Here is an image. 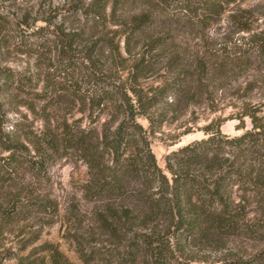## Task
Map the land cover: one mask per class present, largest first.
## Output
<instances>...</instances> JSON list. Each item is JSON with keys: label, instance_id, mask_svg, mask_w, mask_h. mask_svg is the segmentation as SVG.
Segmentation results:
<instances>
[{"label": "trees", "instance_id": "1", "mask_svg": "<svg viewBox=\"0 0 264 264\" xmlns=\"http://www.w3.org/2000/svg\"><path fill=\"white\" fill-rule=\"evenodd\" d=\"M239 1L69 0L42 18L0 13V51L34 56L38 67L0 61V264L14 255L16 264H74L56 243L34 245L61 216L49 169L62 158L87 167L64 214L85 263L215 264L206 252H221L218 264H250L230 243L264 231L246 205L253 194L264 217V103L245 98L264 91V14ZM230 6L233 33L249 36L212 45L206 31ZM244 63L260 72L235 116L251 127L228 135L211 120L206 137L166 156L165 172L151 136ZM9 235L25 253L6 246Z\"/></svg>", "mask_w": 264, "mask_h": 264}, {"label": "rangeland", "instance_id": "2", "mask_svg": "<svg viewBox=\"0 0 264 264\" xmlns=\"http://www.w3.org/2000/svg\"><path fill=\"white\" fill-rule=\"evenodd\" d=\"M68 1L69 0H0V13L3 15L7 14L11 18H21L24 13L30 12L31 18H42L44 16L42 12L48 11L49 6L61 8ZM239 2H241L242 7H253L258 15L261 13L264 14V0H240ZM231 8L230 6L226 13L213 21L206 31L212 45L219 46L218 44L227 38L236 40L243 36H249L246 32L233 33V29L227 17ZM56 14V17L53 18V25L64 20L63 13L60 12ZM72 24L74 23L69 21L65 22L66 26ZM36 25H45V23L40 20L37 21ZM260 25L264 26V24ZM244 41L246 40L242 42ZM237 42H241V40ZM191 44H193V41ZM0 61L2 64L11 65L21 71L32 72L33 74L38 72L35 57L28 54H15L10 53V51L7 52V50H1ZM256 64L257 63H244L242 68L237 67L234 69V76L229 73L228 79L217 80L216 88L214 87L212 92L207 95V99L202 101L198 100L197 103L189 105L184 109L183 114L178 120L166 124L159 133L151 136L152 151L156 156L158 164L165 172H167L166 156L171 151L187 143L206 137L207 135L204 133L203 127L211 120H223L221 131L228 135H238L251 127L248 117L244 118V123L242 124L235 116L240 112V107L244 102V98L240 97V95L243 94L241 90L246 83L259 77L260 72L257 71ZM261 72L264 74V67ZM245 98L246 100H251L254 104L264 103V91L261 90V88H255L253 92L246 95ZM181 105L183 106V104ZM20 111L24 113L27 112L25 108H21ZM16 116V113L9 112L8 118L11 119ZM75 117H80V114L76 113ZM33 118L34 117L29 114V119L32 120ZM140 121L144 126H147L146 120ZM39 124L40 122L36 121L35 125ZM241 125H243V127L240 128ZM49 174L53 183V194L60 204L61 216L55 224L44 228L40 240L34 245L45 241L56 243L74 264H87L79 258L76 251V242L66 233L67 227L64 215L67 208L72 204H76L80 199L81 186L83 181L87 178V167L75 158H62L51 165ZM243 195L244 193L235 186L233 193L234 198L239 201ZM247 197L249 199V202H246L249 218L260 220L264 223V221H262L264 219L262 210L257 202L258 199L251 193H248ZM6 246L12 247L13 251H16L17 254L25 253L19 251L17 239L13 235H9L6 239ZM230 246L231 249H233L232 252H239L250 264H264L263 230L252 238L240 237L230 243ZM206 255L210 263L218 264L221 252H206ZM16 262L17 258L16 255H14L4 259L3 264H16Z\"/></svg>", "mask_w": 264, "mask_h": 264}]
</instances>
